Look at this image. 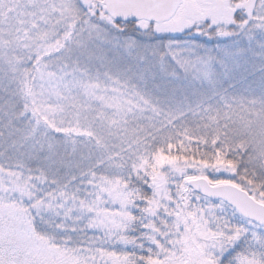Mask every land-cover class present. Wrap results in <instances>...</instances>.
Here are the masks:
<instances>
[{"label": "snow or ice", "instance_id": "1", "mask_svg": "<svg viewBox=\"0 0 264 264\" xmlns=\"http://www.w3.org/2000/svg\"><path fill=\"white\" fill-rule=\"evenodd\" d=\"M0 264H264V0H0Z\"/></svg>", "mask_w": 264, "mask_h": 264}]
</instances>
